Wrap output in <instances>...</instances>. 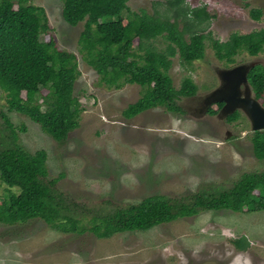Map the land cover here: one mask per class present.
Returning a JSON list of instances; mask_svg holds the SVG:
<instances>
[{"label":"rangeland","instance_id":"rangeland-1","mask_svg":"<svg viewBox=\"0 0 264 264\" xmlns=\"http://www.w3.org/2000/svg\"><path fill=\"white\" fill-rule=\"evenodd\" d=\"M29 1L45 8L56 46L77 55L80 75L74 83V94L83 97L80 99L85 110L79 126L64 143H57L27 116L8 111L1 91L0 109L28 151H47L50 177L64 174L58 182L60 190L90 207L106 199L120 206L151 194L175 197L201 187H230L243 173L264 170V158L253 153V133L247 118L240 115L225 125L220 116L197 117L193 109L198 102L196 96H203L219 84L218 69L235 64L250 65V69L257 64L263 66L264 52L256 56L242 52L235 56L234 63L227 64L215 57L206 40L203 57L191 65L183 63L177 53L169 69L174 85L178 87L183 77L190 76L198 87L191 99L181 98L185 111L169 112L157 107L128 119L122 110L140 97L141 86L133 83L120 89L106 87L78 52L83 22L67 24L61 16L60 0ZM154 1L163 3L154 5ZM164 1L129 0V6L133 10L145 8L152 14L164 7ZM187 2L205 4L213 16L202 31L210 37L227 40L233 32L264 28V0ZM253 7L262 10L259 21L250 16ZM157 43L165 47L163 38H157ZM223 130L230 132L231 138ZM90 216L81 222L86 223ZM241 236L249 242L247 249L238 250L231 243V239ZM0 264H264V210H203L146 231L102 238L90 232L63 234L39 219L18 225L0 224Z\"/></svg>","mask_w":264,"mask_h":264},{"label":"trees","instance_id":"trees-1","mask_svg":"<svg viewBox=\"0 0 264 264\" xmlns=\"http://www.w3.org/2000/svg\"><path fill=\"white\" fill-rule=\"evenodd\" d=\"M60 1L61 16L67 24L83 22L78 52L100 76L99 81L114 89L133 83L141 86L140 97L122 110L128 119L157 107L184 112L177 102L196 94L198 87L190 76L183 77L178 87L174 85L169 69L177 53L183 63L191 65L203 57L206 40L215 57L227 64L234 63L235 56L242 52H264V28L233 32L227 40L202 32L213 17L205 4L165 0L161 10L150 14L145 8L131 9L129 0ZM153 3L160 5L163 1ZM249 13L254 20L262 16L257 7ZM201 24L203 27H198ZM50 30L43 6L29 0H0V91L5 94L7 110L27 116L54 141L64 143L79 126L85 106L80 99L83 97L74 94V83L80 75L77 55L59 49ZM157 38L164 39V48L156 45ZM250 72L253 94L263 99L264 69L256 66ZM221 104L212 103L207 112L216 113ZM240 115L235 111L227 120L236 121ZM0 119V224L39 219L63 234L90 232L102 238L146 231L203 210H264V170L245 172L230 187H201L175 197L151 194L120 206L106 199L90 207L60 190L58 182L64 174L50 177L47 151H28L2 109ZM252 133L253 153L263 159L264 131ZM86 215L91 216L86 223L81 222ZM231 243L238 250L249 246L244 236L231 239Z\"/></svg>","mask_w":264,"mask_h":264},{"label":"water","instance_id":"water-1","mask_svg":"<svg viewBox=\"0 0 264 264\" xmlns=\"http://www.w3.org/2000/svg\"><path fill=\"white\" fill-rule=\"evenodd\" d=\"M249 69L250 65L246 64H235L228 68L218 69L216 74L219 84L203 96L195 97L198 100L193 108L195 115L202 117L212 103L221 102L223 103L219 110L221 119L239 110L249 120L251 130L264 129V106L252 94L247 77ZM194 95L183 98L191 99ZM177 104L183 109L181 100Z\"/></svg>","mask_w":264,"mask_h":264},{"label":"flooded vegetation","instance_id":"flooded-vegetation-1","mask_svg":"<svg viewBox=\"0 0 264 264\" xmlns=\"http://www.w3.org/2000/svg\"><path fill=\"white\" fill-rule=\"evenodd\" d=\"M261 17L262 16H260V18L258 19V20H256V21H259L260 19H261ZM259 30V29H258ZM258 55V54H257ZM251 56H256V55H251ZM237 62V61H236ZM256 66H260L262 69H264V65L262 66V65H260V64H257V65H255V66H253L250 70H249V72H248V75H247V77H248V82H249V85H250V87H251V91H252V94H253V88H252V85L250 84V80H249V75H250V71L252 70V69H254ZM242 88H243V86H242ZM264 95V94H263ZM253 96H254V94H253ZM255 97V96H254ZM256 98V97H255ZM257 99V98H256ZM263 106H264V99H261V98H258L257 99ZM223 104V103H222ZM222 104H221V106L218 108V110H217V112L216 113H214V114H209L208 112H206V114L208 115V116H213V115H215V116H218L219 117V110H220V108L222 107ZM207 111H208V109H207ZM237 111H239V110H237ZM240 113H241V115H243L244 117H245V115L241 112V111H239ZM229 116V115H228ZM227 116V117H228ZM227 117L225 118V119H223V121L225 122V125H227V123L229 124V123H232V122H230V121H228L227 120ZM246 118V117H245ZM227 122V123H226ZM248 124H249V126H250V130H251V124H250V122L248 121ZM226 129H228V130H230L229 128H225V130ZM256 131H264V129H262V130H256ZM223 132H224V130H223ZM251 132H253V130H251ZM224 133H226V136L229 138H231V136H228L229 134H230V132H224ZM233 137V136H232ZM236 139V138H235ZM226 140H229V139H226Z\"/></svg>","mask_w":264,"mask_h":264}]
</instances>
